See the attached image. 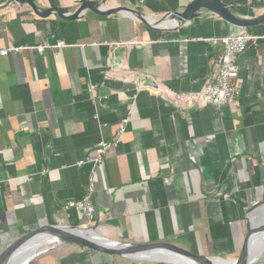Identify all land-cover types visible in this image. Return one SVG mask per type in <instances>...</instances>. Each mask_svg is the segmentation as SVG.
<instances>
[{
  "label": "crops",
  "instance_id": "crops-1",
  "mask_svg": "<svg viewBox=\"0 0 264 264\" xmlns=\"http://www.w3.org/2000/svg\"><path fill=\"white\" fill-rule=\"evenodd\" d=\"M7 1L0 0V252L41 225L90 223L121 242L239 252L246 213L264 201V21L241 28L201 9L157 29L156 19L192 0H91L103 11L135 9L150 26L121 11L64 19L39 16L24 1L1 7ZM33 1L72 13L80 0ZM221 1L239 17L264 15V0ZM241 32L252 38L236 58L238 97L219 107L175 102L211 81L223 48L214 40ZM11 46L23 49L1 53ZM101 141L113 145L89 161ZM90 184L91 222L67 206ZM63 246L38 264H129Z\"/></svg>",
  "mask_w": 264,
  "mask_h": 264
},
{
  "label": "water",
  "instance_id": "water-1",
  "mask_svg": "<svg viewBox=\"0 0 264 264\" xmlns=\"http://www.w3.org/2000/svg\"><path fill=\"white\" fill-rule=\"evenodd\" d=\"M13 1L27 2L34 12L42 17L54 12L61 18L74 19L85 9H89L97 14H108L121 11L134 15L141 22L150 26L148 18L143 13L124 6H117L109 9V11H103L96 6L94 1L80 0L78 8L72 13H67L65 9L60 7L40 9L35 5L33 0H8L1 5V7H4ZM201 9L206 12L217 14L228 23L241 28H248L264 21V15L253 19L239 17L233 13L231 7L222 3L221 0H192L182 11H171L160 19H156L153 26L157 29H165L163 24H166L169 20H174L176 21V24L171 26V28H176ZM245 229L246 232L238 255L235 258H223L220 256H208L200 252H192L169 242L134 243L114 241L97 233L94 225L91 223L74 227L47 224L30 229L28 232L9 242L0 252V264H13L14 257L26 245V243L33 238L40 236H53L59 244L81 247L94 252L135 259L138 261H165L162 259H150L141 256V254L145 252L165 251L183 256L188 260L187 262L180 264H217V261L219 260L223 261L224 264H254L260 258V255L264 250V201L255 203L250 209H248L246 213ZM95 234H99V237ZM38 253L39 251L36 254L26 257L25 264H29ZM254 253L258 254L256 258H252V254ZM164 263H169V261H165ZM170 263L178 264L174 262Z\"/></svg>",
  "mask_w": 264,
  "mask_h": 264
},
{
  "label": "built area",
  "instance_id": "built-area-1",
  "mask_svg": "<svg viewBox=\"0 0 264 264\" xmlns=\"http://www.w3.org/2000/svg\"><path fill=\"white\" fill-rule=\"evenodd\" d=\"M252 36L246 32H241L236 35H227L220 39H215L214 42L220 41L223 48L216 63L215 70L211 81L201 90L188 94H177L174 100L182 101L187 106L203 105V106H221L229 101L234 100L240 94V85L236 82L239 67L236 63V58L248 46ZM56 46H63V42H57ZM22 46H11L4 49L1 53H7L12 50H22ZM140 83V82H139ZM113 145L111 142L101 141L98 145L97 152L99 153L96 159H88L92 162L101 160L102 154L105 153ZM90 192L80 200L69 201L67 206L78 208L87 217L89 222L94 218L95 208L91 202V192L93 191L90 184Z\"/></svg>",
  "mask_w": 264,
  "mask_h": 264
},
{
  "label": "bare ground",
  "instance_id": "bare-ground-1",
  "mask_svg": "<svg viewBox=\"0 0 264 264\" xmlns=\"http://www.w3.org/2000/svg\"><path fill=\"white\" fill-rule=\"evenodd\" d=\"M95 235L99 237V234H95ZM114 241H116V240H114ZM58 244L59 243L56 241V238L53 236H40V237L33 238L32 240L28 241L26 243V245L16 254V256L13 259V261H14L13 264H25V258L28 257L29 255L36 254L38 251H39L38 254H40L48 246L44 251V252H46L49 249H51L53 246L58 245ZM37 255H35L34 258ZM141 256L147 257L150 259H153V258L159 259V260L162 259L165 261H169V263L174 262V263H178V264L185 263L188 261L183 256L175 255V254L168 253L165 251H163V252H145V253L141 254ZM257 256H258L257 253L252 254V258H256ZM165 261H162V262L164 263ZM158 262H161V261H158ZM217 264H224V263H223V261L219 260V261H217Z\"/></svg>",
  "mask_w": 264,
  "mask_h": 264
},
{
  "label": "rangeland",
  "instance_id": "rangeland-1",
  "mask_svg": "<svg viewBox=\"0 0 264 264\" xmlns=\"http://www.w3.org/2000/svg\"><path fill=\"white\" fill-rule=\"evenodd\" d=\"M65 244H58L53 246L51 249H49L48 251L44 252L45 249L48 247H46L43 252H41L40 254H38L35 258H33L29 264H38L39 259H42L43 256H48V255H53V253H55V255L58 254V251H60L61 249H65L63 248ZM62 252V251H61ZM207 252V251H206ZM60 253V252H59ZM203 254V253H202ZM218 256L223 257V258H227L228 256L224 253H217ZM238 255V252L234 253V255H232L230 258H235ZM125 259L129 264H134V263H139V264H160L157 262H153V261H141L139 262L138 260L135 259H128V258H122ZM163 263V262H162ZM254 264H264V250L262 251L260 258L257 260L256 263Z\"/></svg>",
  "mask_w": 264,
  "mask_h": 264
}]
</instances>
